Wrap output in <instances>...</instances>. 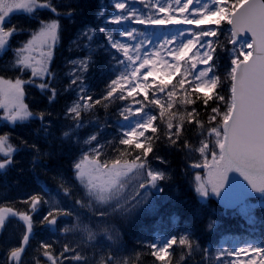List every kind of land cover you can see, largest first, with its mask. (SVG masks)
Masks as SVG:
<instances>
[{
    "label": "snow or ice",
    "instance_id": "snow-or-ice-1",
    "mask_svg": "<svg viewBox=\"0 0 264 264\" xmlns=\"http://www.w3.org/2000/svg\"><path fill=\"white\" fill-rule=\"evenodd\" d=\"M113 6L116 10H120L111 17V22L114 24L134 19L137 24L141 25L175 24L197 27L179 31L170 39L165 37L164 43L159 48L165 49L167 55L172 57L175 63L165 60L162 64L152 59L146 52L143 47L146 41L139 39L136 28L118 31L116 34H113L110 29L106 30L103 27L99 29L105 34L107 47L115 50L112 59L116 61L111 69L116 78L110 81L106 95L102 99L127 101L131 98L133 104L139 105L135 108L139 119L133 127L119 133L120 138L115 146L119 156L110 162L100 160L104 145L97 142V134H92L84 141V144L88 146L97 142L94 148H90V151L84 153L79 162L74 164L75 178L87 190V195L103 204L113 202V210L118 209L122 215L134 214L136 209L148 201L149 193L146 191L143 194L139 192L129 194L125 190L126 186L134 183L141 189L147 186L156 188L158 181L166 179L162 171L151 168L147 159L149 154L153 153V138L159 139L161 124L166 127L165 134L168 139L175 144L180 138L185 122L192 123L193 120L200 126L204 135L200 146L195 149L203 158V164H196L194 167L208 168L207 181L199 173L195 176L196 192L202 197H208L210 192L219 196L221 189L228 181V173L234 171L240 173L248 181L254 192L264 194V0H234V2L233 0H208L207 3H203L202 0H155V3L153 0H147L146 10L143 11L132 7L125 0H115ZM40 9H49L58 17L61 15L57 13L52 0H45L43 3L41 0H0V51L8 48L10 37L22 31L16 26L6 27L11 22L10 14L23 11L34 17ZM152 9L156 11L153 12ZM157 12L163 15H157ZM64 15L70 17L72 13ZM224 24L231 26L227 39L233 46L231 54L234 56L226 77L229 84L227 96L221 95L217 90L223 88L224 82L220 76L216 75L214 61L216 46L223 47L220 44L219 35L223 33L221 25ZM207 25L216 27H200ZM59 28V19L40 22L39 29L32 32L30 39L15 50L18 57L15 62L16 67L21 71L31 69V76L34 78L48 75L47 61L51 55V47L57 40ZM95 31L89 27L81 33V36L90 44L95 37ZM186 32L190 33L186 41H178L175 48H166V45L177 41L178 36H185ZM244 33H250V42L242 36ZM118 36L127 37L128 40L122 41ZM100 47H105V44H101ZM194 49L195 52H193ZM189 53L192 55L189 56ZM159 55V50H154L151 54L157 57ZM186 57L188 67L181 72L180 61H184ZM73 63L79 72L87 71L88 59ZM198 64L206 67L198 69ZM145 68L148 70L141 74V70ZM161 68L164 70L161 71ZM177 74L181 77L177 82L179 88L184 90L179 100V105L185 109L183 112L179 109L173 111L177 106L175 99L177 90L176 85L172 84V79ZM149 77H154L151 83L147 82ZM188 77H191V80ZM77 81H80L78 99L66 109V118L71 119L74 124L73 132L85 126L81 121L82 112L101 103V100L92 101L79 75H76L71 83L76 85ZM25 83L19 78L13 81L0 77V109L4 110L2 119L13 126L17 122L27 121L34 116H38L42 123L44 121V113H33L29 111L28 105L23 103ZM27 83H34V80H29ZM38 87L41 90H50L52 97L56 94V90L50 88L47 83H41ZM189 90L192 93L202 94L204 105H208L209 100L215 99L224 107L223 112L219 106L212 108L213 114L209 117L207 128L202 121L196 119L195 108L191 112L187 111V106L195 103L190 98ZM139 95H142V99H136ZM200 98L198 95L197 99ZM125 112L132 114L133 109L126 107L120 111V115L127 120L128 116ZM153 112L156 114H152ZM218 116L220 120L213 126L212 122L217 121ZM157 120L161 123L157 124ZM44 127L47 128L48 125ZM149 131L152 135L146 136ZM69 136L70 132L64 133V137ZM23 146L27 147L26 143ZM119 146H125V148L120 150ZM185 147L192 150L187 143ZM19 150L11 143V138L7 133L0 135V155L4 157L0 159V170H6L13 164V154ZM37 152L39 153L38 149ZM133 152H135L134 158L130 160L119 158L132 155ZM208 184L211 185L210 191ZM63 192L70 195L66 188ZM247 194L250 195V193ZM23 203L28 209L24 212L12 207H0V231L7 218H19L26 224L21 245L12 248L8 254V260L12 264H22V254L34 227L33 217L29 213H35L40 205L47 201L40 195H31ZM68 215H71L69 211L54 204L41 218L40 223L55 226L59 217ZM104 215L103 212L99 213L98 219L101 224L98 227L102 232L109 233L108 228L102 227ZM214 223L215 221H210L208 228L211 229ZM74 227L80 228V225L77 224ZM63 231L69 233L72 229L65 227ZM83 231L87 233L89 241L96 239L97 233L87 225L83 226ZM118 238V232L108 236L110 240ZM174 245L186 247L189 252L194 250V241L188 236H181L177 239L176 235H172L160 247L153 243L151 245L154 250L152 255L160 261H165L166 256L170 255L169 249ZM195 247L198 248L199 245ZM41 249L43 256L47 257L51 264H60L58 257L53 254L51 244L42 243ZM65 253L72 254V264H89L87 257L82 256L76 248H69L67 244L63 246L60 257L65 260L70 259ZM248 253L254 255L246 261H240V264H264V247H239L232 252L221 250L218 257L227 255L239 258L241 254L247 255ZM256 257L260 259L257 260ZM94 264H128V260L107 255L95 261Z\"/></svg>",
    "mask_w": 264,
    "mask_h": 264
},
{
    "label": "trees",
    "instance_id": "trees-1",
    "mask_svg": "<svg viewBox=\"0 0 264 264\" xmlns=\"http://www.w3.org/2000/svg\"><path fill=\"white\" fill-rule=\"evenodd\" d=\"M110 1L52 0L57 13L61 14L59 17L49 9L38 10L34 17L22 12L10 14L11 22L6 27L16 26L22 31L10 37L8 48L0 51V77L24 80L26 101L33 113H44V121L42 123L38 116L17 122L14 126L7 121H0V135L7 133L11 143L20 149L13 154V164L6 170H0V207H12L24 212L28 209L23 202L31 195H40L47 201L50 192L67 189L64 179L75 177L74 164L85 149L84 139L92 134H97L104 145L101 155L103 159L111 161L119 156L115 146L125 120L120 111L126 108L131 100L102 99L106 95L110 81L116 78L111 71L116 61L112 59L113 53L106 45L105 34L99 31L102 27L110 29L103 25L101 19V14ZM69 12L72 13L70 17L64 15ZM52 19H59L60 28L57 40L51 47L54 56L49 74L45 78H34L31 76V69L21 71L16 67L18 57L15 50L30 39L32 32L39 29L40 22ZM89 27L96 30L90 44L81 36ZM221 28L223 33L219 35V41L223 47L216 46L214 61L216 75L224 82L223 88L217 90L221 95L227 96L229 84L226 77L234 56L231 54L233 46L227 39L230 26L224 24ZM101 44H105V47H100ZM82 59H88L89 63L87 71L79 74L75 72L74 68L77 66L73 62ZM187 67L188 65L184 63L181 72ZM76 75L81 77L82 82L84 79L87 85L86 93L91 95L92 101L101 100V103L82 112L81 121L85 126L73 132L74 124L71 119L66 118V109L71 106L77 94L80 81H77L76 85L71 83ZM180 78L177 74L172 79V84L176 85L177 90L175 97L177 106L173 111L179 109L183 112L185 109L179 105V100L184 90L180 89L177 83ZM188 79L191 80V77ZM29 80H34V83H27ZM41 83H47L50 88H54L55 96L52 97L48 89L41 90L38 87ZM185 88H188L187 84ZM189 92L195 103L188 105L187 111L191 112L195 108L196 119L202 121L207 128L209 117L213 114L212 108L219 106L223 112L224 107L215 99L204 105L202 94L192 93L190 90ZM149 95L151 98V91ZM198 95L200 99H197ZM127 114L125 112V115ZM3 115V109H0V117ZM219 120L218 116L212 125L215 126ZM156 123L161 122L157 120ZM44 125L48 127L45 128ZM166 131V127L161 124L159 139L153 138V153L147 158L152 169L162 171L166 176L165 180L159 181L162 187L161 204L157 210L143 209L126 222L124 219L120 220L122 239L118 243L114 242L113 255L127 259L128 264H216L220 258L219 251L230 239L262 237L264 205L258 204L248 211L230 209L224 207L213 194L202 198L200 193L196 192L195 176L199 171L192 164L201 159L200 153L195 149L204 139L196 121L185 122L180 138L175 144L168 139ZM65 132H70V136L64 137ZM150 135H152L150 131L146 133V136ZM25 143L27 147L23 146ZM185 143L191 147V151L185 147ZM119 147L120 150L125 148ZM134 155L135 152L119 158L130 160ZM3 158L0 155V159ZM70 192L72 197L78 200L75 190L70 189ZM49 210L47 203H43L35 213H29L33 217L34 227L22 254V264H51V261L43 256L42 243L52 245L53 254L58 257L60 264L72 262L71 253H65L70 259L60 257L65 244L69 248H76L82 256L87 257L89 264H94L103 257L98 243L83 240L73 231L65 233L60 223L55 226L41 224V218ZM210 221H215L211 229L208 228ZM25 231L26 224L19 218L6 219L0 231V264H12L8 260V254L12 248L21 245ZM159 233L169 239L172 235H176L177 239L188 236L194 241V250L189 252L186 247L174 245L169 249L170 255L166 256L165 261H160L152 255L154 250L151 248ZM195 245L199 247L196 248Z\"/></svg>",
    "mask_w": 264,
    "mask_h": 264
},
{
    "label": "rangeland",
    "instance_id": "rangeland-1",
    "mask_svg": "<svg viewBox=\"0 0 264 264\" xmlns=\"http://www.w3.org/2000/svg\"><path fill=\"white\" fill-rule=\"evenodd\" d=\"M153 1L155 2V0H153ZM125 2L128 3L129 5H131L132 7H135L136 9L140 10L139 7H136L133 3L127 2V1H125ZM203 3H207V0H205ZM119 11L120 10H116L114 12V14L118 13ZM111 17H110V19H111ZM132 28H136L137 29V35H138L139 39H142V40L146 41L143 47L146 50V52L150 55V57L152 59L161 60V61L167 60L169 63H175L174 59L167 55L166 50L165 49H160L159 46L164 43L165 37H168L170 39L171 37L175 36V31L176 30L173 31L172 34L170 35L167 30H164L163 27L160 26L158 33L155 34L153 32V26L152 25H151V29L150 30H145L144 27L138 25L135 22L134 19H129V20L124 21V22H122V23L117 25V32L118 31H124V30H130ZM181 31H182V29H181ZM186 37H187L186 35L183 36L182 38H180L179 41H186ZM118 38L121 39L122 41H127L128 40L127 37L118 36ZM149 41H150V43H149ZM177 42L178 41H174L171 45H166V48L167 47L175 48L177 46ZM154 50H159L160 55L158 57L157 56H151V54L153 53ZM202 51H203V49H202ZM193 52H195V49L193 50ZM33 55H35V54H33ZM50 57H51V55H50ZM138 63L139 62H137V64ZM203 67H206V66L203 65L201 68H203ZM147 70H148L147 68L142 69L141 70V74L143 72L147 71ZM134 113H135V110H133L132 114H134ZM137 119H139L138 115L131 116L130 119L128 120V122H127V126H128L127 129H130L131 127H133L135 125ZM208 159L210 161L211 157L209 156ZM202 178L205 181L208 180V179H206V177H202ZM141 182H143V181H141ZM207 187L209 188V184L207 185ZM125 190L129 194H134L135 192H139L140 194H143L144 192L147 191L149 193L148 201L141 207H152V208L156 207L157 197H156V194L153 193V190H152L151 186H147L145 189H141V188L136 187L135 184L133 183V184H131V186H126ZM262 197H264V195H262ZM137 198H139V197H137ZM49 203H50L51 207H53V205L55 204V205H58L60 208L65 207V205L71 204L70 201H66L65 199H63L62 195H60V194L53 195L50 198ZM96 204H97V206L100 207L102 212H104V211L108 212V210H112L114 208L113 202H109L107 204H103V203H100V202L96 201ZM74 207L77 208V205H75ZM81 216L82 215L79 213V217H81ZM78 220H79V218H78ZM99 224L100 223L98 222V220H95V223L90 220V222L87 224V226L90 227L94 232L100 233L101 232V228L98 227ZM79 225H80V228H78V229H79V233L81 234V224H79ZM103 226L108 228L110 230L109 232L112 231L113 233H116L118 231V228H117L116 224L108 223L106 221L105 216H104V220H103ZM86 235H87V233H86ZM106 238H107V235H106ZM246 246L264 247V242H261V244H256V243H254L252 241L250 242V241L247 240L244 243H238L237 246L234 245V248L237 249L239 247H246ZM253 255L254 254H252V253H248L247 255L241 254V256L239 258L232 256L228 260L227 264H240V261H246L250 257H252ZM256 259L259 260L260 258L256 257Z\"/></svg>",
    "mask_w": 264,
    "mask_h": 264
},
{
    "label": "water",
    "instance_id": "water-1",
    "mask_svg": "<svg viewBox=\"0 0 264 264\" xmlns=\"http://www.w3.org/2000/svg\"><path fill=\"white\" fill-rule=\"evenodd\" d=\"M242 36L250 38V33H244ZM247 193L256 194L248 181L240 173L233 171L228 173V181L221 189L219 199L223 204L235 207L249 195Z\"/></svg>",
    "mask_w": 264,
    "mask_h": 264
}]
</instances>
